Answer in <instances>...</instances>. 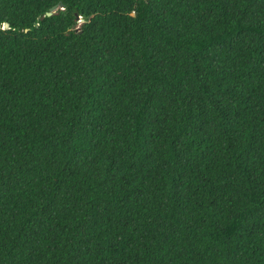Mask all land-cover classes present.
Returning a JSON list of instances; mask_svg holds the SVG:
<instances>
[{"label":"trees","instance_id":"16d2710c","mask_svg":"<svg viewBox=\"0 0 264 264\" xmlns=\"http://www.w3.org/2000/svg\"><path fill=\"white\" fill-rule=\"evenodd\" d=\"M0 264H264V0H0Z\"/></svg>","mask_w":264,"mask_h":264},{"label":"water","instance_id":"95a60500","mask_svg":"<svg viewBox=\"0 0 264 264\" xmlns=\"http://www.w3.org/2000/svg\"><path fill=\"white\" fill-rule=\"evenodd\" d=\"M57 7H58V5H54V6H52L51 7V9L47 12V14L46 15H52V13L57 9ZM44 16H42V18H43Z\"/></svg>","mask_w":264,"mask_h":264}]
</instances>
